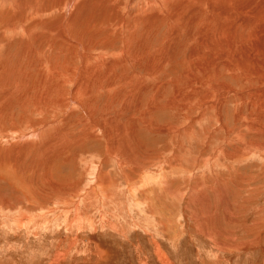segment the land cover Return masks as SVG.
<instances>
[{
	"label": "rangeland",
	"instance_id": "374dc122",
	"mask_svg": "<svg viewBox=\"0 0 264 264\" xmlns=\"http://www.w3.org/2000/svg\"><path fill=\"white\" fill-rule=\"evenodd\" d=\"M172 77L178 87H165L161 94L158 89L153 92L125 86L99 98V103L108 99L112 110L122 111L128 108L123 101L139 107L138 100L149 97L145 117L159 123V133H168L143 144L135 140L134 149L141 163L128 164L130 159L120 151L118 161L127 164L121 169L117 159L112 162L106 156L109 151H105L103 142L86 145V149L68 146L77 150L71 149L63 161L60 156L58 167L51 158L47 160L49 168L42 161L31 164L32 151L23 162L25 182L16 181L14 174L21 171L19 168L16 172L8 167L5 173L0 170V264H264V150L261 154L254 149L258 144L264 146V114L260 124L251 120V111L259 112L256 107L264 96V85L253 91L256 96L235 81L230 83L233 94L227 93L231 88L222 86L209 93L191 92L182 88L180 73ZM258 85L254 83L249 90ZM178 99L185 106L188 101L194 102L192 118L197 110H206L216 105L215 100L220 101L216 108L226 130L216 131L218 123L210 115L208 121L197 119L195 132L185 133L187 118L176 122L167 109ZM9 104L7 108L12 107ZM185 106L181 108L186 113ZM22 108L11 110V119H0V131L8 130L0 138V157L11 144L34 140L18 134L13 138L14 129L24 125L19 120ZM77 109L74 120L79 117ZM236 114L247 116V121L237 119ZM171 124L182 129L181 133ZM238 130L239 136L235 132ZM97 133L99 138L105 134L99 128L96 138ZM71 137L79 139L78 130L72 131ZM222 147L223 156L217 158L215 151ZM200 160L214 162L213 169L209 164L199 165ZM41 167L48 169L43 173ZM122 171H128L131 177L126 180ZM129 181H137L136 188L129 190ZM96 183L98 195L92 189ZM104 192H110L109 196Z\"/></svg>",
	"mask_w": 264,
	"mask_h": 264
},
{
	"label": "bare ground",
	"instance_id": "6f19581e",
	"mask_svg": "<svg viewBox=\"0 0 264 264\" xmlns=\"http://www.w3.org/2000/svg\"><path fill=\"white\" fill-rule=\"evenodd\" d=\"M179 67L180 72L177 71ZM179 73L186 91L209 93L222 86L231 88L227 93L233 94L230 83L235 81L258 95L253 91L264 85V0H0V119H11L10 111L23 107L19 111L23 130L15 128L13 138L16 134L34 137V140L15 146L11 144L3 150L0 170L5 173L8 167L16 172L19 168L21 171L14 174L16 181L25 182L23 162L32 151L35 153L31 164L42 161L48 166L47 160L51 158L58 167L59 157L63 161L74 149L72 147L86 149V145L103 142L105 151H109L105 155L112 162L113 158L117 159L121 169L127 164L118 161L120 151L130 159L128 164L141 163L134 149L135 140L143 144L168 133H159V123L145 117L149 97L139 99V107L123 101L128 108L122 111L112 110L108 99L99 103V98L125 86L133 90L152 89L153 92L158 89L160 93L165 87H178L172 76ZM254 83L259 85L249 90ZM7 103L12 107L7 108ZM214 103L216 105L206 110H197L195 118L190 115L195 110L193 101H188L185 106L178 99L176 103L168 104L167 109L174 114L172 117L176 122L182 123L183 118H187L185 133L194 131L197 119L208 121L210 115L218 123V130H215L220 131L227 126L220 123L223 116L216 108L220 101ZM182 106L187 108L186 113ZM263 106L264 96L256 107L259 112L251 111L253 122L260 124ZM76 108H79V117L74 120ZM235 117L242 121L247 118L241 114ZM169 126L178 129L176 124ZM98 128L105 133L104 141L98 133V138L95 137ZM6 129L0 131V138L5 137ZM76 130L79 139L71 137L72 131ZM235 132L239 136L241 131ZM243 140L241 142L245 144ZM16 146L23 148L18 150ZM68 146L72 147L69 149ZM224 149H216L217 158L223 156ZM254 149L261 153L264 146L258 144ZM39 157H42L40 161ZM211 163L200 160L199 165L209 164L213 169ZM43 167L45 173L49 166L46 170ZM139 167L145 169L142 165ZM124 171L127 180L132 174ZM98 179L103 181L101 175ZM128 185L129 190H133L138 184L129 181ZM97 187L96 183L92 188L96 195ZM109 193L104 195L109 196Z\"/></svg>",
	"mask_w": 264,
	"mask_h": 264
}]
</instances>
